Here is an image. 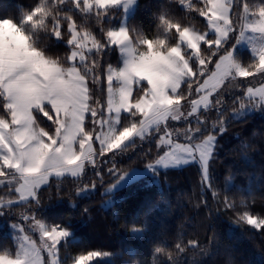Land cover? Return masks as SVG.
Segmentation results:
<instances>
[{"label":"snow or ice","instance_id":"6c2138e0","mask_svg":"<svg viewBox=\"0 0 264 264\" xmlns=\"http://www.w3.org/2000/svg\"><path fill=\"white\" fill-rule=\"evenodd\" d=\"M134 3L36 0L19 23L0 18V188L6 195L0 196V215L16 217V247L0 251V264H65L68 229L45 223L37 209L97 186L110 189L139 166L156 172L198 161L200 195L207 187L214 208L264 231V216L250 210L254 194H239L237 211L232 196L211 182L216 135L196 136L213 110L211 125L220 132L228 130L230 116L264 111V0H163L151 35L129 21ZM194 16L203 18L202 28L192 23ZM41 32L45 39L38 44ZM58 41L67 45L62 54L45 51ZM245 42L251 55L243 51ZM117 49L123 66L109 59ZM133 137L138 139L129 145ZM137 147L126 167L117 162ZM68 176L75 187L65 192ZM201 203L207 204L205 197ZM168 241L153 245L151 264H181L185 257L195 264L217 237L181 233ZM124 254L81 250L67 264Z\"/></svg>","mask_w":264,"mask_h":264},{"label":"trees","instance_id":"16d2710c","mask_svg":"<svg viewBox=\"0 0 264 264\" xmlns=\"http://www.w3.org/2000/svg\"><path fill=\"white\" fill-rule=\"evenodd\" d=\"M35 2L36 0H0V18H13L19 23L23 14ZM162 2L163 0H138L129 21L140 25L149 35L155 33L153 13L159 10ZM193 19L195 27H203L200 23L203 18L194 16ZM44 39L41 32L38 44ZM171 42L175 43V40ZM66 48L63 41H58L54 45L48 44L45 51L57 55L62 54ZM243 51L246 55H251L249 50ZM109 59L120 65L118 49ZM245 59L246 56H241L240 62L243 63ZM225 99L230 100L232 97L226 94ZM216 115L215 110L207 115L208 123L196 133L199 137L211 131L217 137L210 180L221 195L232 196L236 201L237 211L241 210L239 194L245 197L254 194L256 199L250 210L264 216V111L257 108L239 116L228 117V130L223 132L212 128L211 121ZM124 116L129 120L133 119L131 114ZM192 123L197 122L193 120ZM178 126L184 125L179 123ZM139 150L137 147L128 153H122L117 157V162L126 167ZM199 173L198 164L159 171L154 177L147 176L113 194H104L105 186H97L77 193L73 200H68L66 196L54 200L37 209V212L45 223L63 225L71 233V237L67 238L68 247L62 251L65 264L79 251L90 249L113 252L122 250L125 253L97 259L94 264H151L153 245L163 237L169 238L170 245L181 233L185 238L198 237L205 241L211 233H215L217 237L212 251L195 264H264V231L235 223L229 219L233 213L225 212L222 206L220 210L214 208L212 191L207 187L203 189L207 204H202L204 197L197 187ZM62 187L65 192L73 190V178H65ZM49 195L50 193H44L45 202ZM0 196L6 198L2 188ZM20 211L17 210V215ZM15 221L16 217H9L8 213L0 215V251L16 247V231L12 227ZM121 224L125 227H121ZM132 225L144 226V230L130 232ZM181 264H188V258L185 257Z\"/></svg>","mask_w":264,"mask_h":264},{"label":"rangeland","instance_id":"374dc122","mask_svg":"<svg viewBox=\"0 0 264 264\" xmlns=\"http://www.w3.org/2000/svg\"><path fill=\"white\" fill-rule=\"evenodd\" d=\"M137 3H138V0H135L134 5L131 7V10L129 12V19L133 15V13L136 9ZM209 34L211 35V33H209ZM244 49L249 50L251 52V46L248 45L247 42H245ZM119 55H120V66H123L124 56L121 54L120 51H119ZM124 115H128V113H124L123 116ZM121 123H122V121H121ZM181 123H183V122H181ZM136 139H138V138L133 137L132 141H129L128 143H131V142L135 141ZM216 144H217V139H216ZM215 148H216V146H215ZM191 164H198L199 165V162L198 161H190L188 163H181V164L176 165V166H173V165H169L168 167L161 166L156 172H154L152 169H149V168L132 169V170H130V172L128 173L127 176H125L123 179L118 180V182L114 184V187L105 190L104 194H113L116 191L130 185L131 183L138 181V180H141L147 176L154 177L156 175V173H158L159 171H165V170H171V169H181V168H184V167L189 166ZM69 177L70 176H68L67 178H69ZM70 178H72V177H70ZM34 236L38 240L39 233L38 232L34 233ZM69 237H71V233H70ZM15 239H16V237H15Z\"/></svg>","mask_w":264,"mask_h":264}]
</instances>
